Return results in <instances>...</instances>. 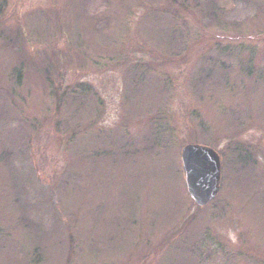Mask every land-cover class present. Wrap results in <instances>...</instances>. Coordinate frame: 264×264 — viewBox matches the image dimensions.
<instances>
[{"label": "rangeland", "instance_id": "374dc122", "mask_svg": "<svg viewBox=\"0 0 264 264\" xmlns=\"http://www.w3.org/2000/svg\"><path fill=\"white\" fill-rule=\"evenodd\" d=\"M0 264H264V0H0Z\"/></svg>", "mask_w": 264, "mask_h": 264}, {"label": "water", "instance_id": "95a60500", "mask_svg": "<svg viewBox=\"0 0 264 264\" xmlns=\"http://www.w3.org/2000/svg\"><path fill=\"white\" fill-rule=\"evenodd\" d=\"M181 158L190 196L199 206L207 205L221 189L220 155L210 146L190 143L183 147Z\"/></svg>", "mask_w": 264, "mask_h": 264}]
</instances>
